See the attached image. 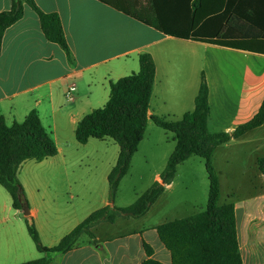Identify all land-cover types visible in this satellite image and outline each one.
<instances>
[{
    "label": "crops",
    "instance_id": "obj_1",
    "mask_svg": "<svg viewBox=\"0 0 264 264\" xmlns=\"http://www.w3.org/2000/svg\"><path fill=\"white\" fill-rule=\"evenodd\" d=\"M14 1L0 0V14L10 11ZM34 2L41 13L59 16L69 52L46 39L39 14L25 6L23 18L0 38V118L11 126L15 122L22 123L30 112L36 110L43 126L55 139L57 156L62 151L61 144L69 147L73 142L72 137L62 142V134L75 136L78 123L103 102L102 93L104 97L108 91L110 94V84L139 71V56L143 53L150 54L156 64L149 117L178 121L192 112L203 76L209 87L211 114L208 129L211 133H233L252 120L264 101V76L252 70L250 59L251 56L264 58V55L222 46L215 40L195 38L205 20L201 12L204 7L194 8V0ZM223 10V4H218L216 12ZM134 11L153 17L158 25L151 26L127 15ZM248 28L245 22L228 20L222 37L230 34V37L243 41ZM216 30V26L210 27L203 36L214 37ZM227 55L234 62L228 63L224 59L222 63L225 64L221 67L218 59ZM254 65L259 66L258 63ZM72 84L81 87V91L68 101L65 94ZM230 104L233 106L229 107ZM45 119L48 126H45ZM263 129L264 125L230 143L250 138V142L261 144L262 138L257 134ZM229 144L219 147L215 154ZM57 156L38 163L54 160ZM259 159L252 163L257 182L252 184L253 189L245 198L238 197L234 204L243 264H264V175L258 168ZM28 162L31 161L20 167L18 179ZM63 165H68L67 160ZM58 176L37 177V186L44 189V197L51 186L54 187L53 181ZM160 177L157 175L155 182L162 183ZM172 187L173 182L166 186V190ZM85 189L83 186L82 191ZM69 190L75 189L70 185ZM77 193L81 195V192ZM107 206L111 207L110 202ZM55 207L56 217L37 207L30 211L41 242L47 248L57 246L91 215L85 213L83 204L78 212L74 206L69 211ZM104 224L107 223L94 228V240L85 236L70 252L51 254L35 251L26 236L27 229L22 225L18 228L0 222V264H24L41 258L51 260V264H142L149 258L144 243L151 248L152 259L172 264L171 254L156 231L161 224L142 225L125 233L99 236V228Z\"/></svg>",
    "mask_w": 264,
    "mask_h": 264
},
{
    "label": "trees",
    "instance_id": "obj_2",
    "mask_svg": "<svg viewBox=\"0 0 264 264\" xmlns=\"http://www.w3.org/2000/svg\"><path fill=\"white\" fill-rule=\"evenodd\" d=\"M218 4H223L222 12H216ZM25 6L39 14L46 39L69 52L59 16L41 13L34 0H15L10 11L0 14V38L9 27L23 18ZM193 7H204L201 12L205 20L202 28L197 30L195 38L210 42L215 40V43L222 46L264 55V0H194ZM127 15L151 26L158 25L153 17L142 12L134 11ZM232 19L236 22H245L249 27L243 41L230 37L232 36L230 34L222 37L225 23ZM213 26L217 28L215 36L204 37L206 29ZM155 77L156 64L153 57L148 53L141 54L139 71L110 84L107 103L104 107L93 110L78 123L75 138L81 145L92 139H111L118 145L117 164L108 176L113 199L121 180L130 169L133 157L145 139L149 121L153 122L157 127L173 133L176 142L175 149L160 177L162 183L155 182L127 208L107 206L95 211L53 248L43 246L33 218L26 217L29 236L38 252L66 254L76 248L83 237L87 236L94 240L93 230L102 223L115 224L119 218L137 219L145 216L163 195L166 186L174 181L177 168L191 157L197 156L205 161L209 176L207 208L193 216L159 225L156 227L159 239L170 252L172 264H243L237 235L235 205L220 204L221 186L213 158L219 147L238 140L264 125V101L252 120L239 126L233 133H211L208 129L211 114L209 87L205 77H202L194 110L176 122L158 116L149 117ZM57 155L55 139L43 126L36 110L30 112L22 123L15 122L11 126L6 124L3 117L0 118V186L9 193L14 210L23 212L24 208L29 206L18 179V171L23 163L42 162ZM258 168L264 175V157L258 160ZM144 248L149 258L142 264H163L151 258L152 250L146 243ZM24 264H51V260L41 258Z\"/></svg>",
    "mask_w": 264,
    "mask_h": 264
},
{
    "label": "rangeland",
    "instance_id": "obj_3",
    "mask_svg": "<svg viewBox=\"0 0 264 264\" xmlns=\"http://www.w3.org/2000/svg\"><path fill=\"white\" fill-rule=\"evenodd\" d=\"M224 59L228 63L234 62L229 55L219 57L221 67L225 64L222 63ZM250 59L252 70L256 74L264 76V58L251 56ZM241 61L243 62V59ZM247 62L248 59L246 64H248ZM254 63H258L259 66L256 67ZM101 97L103 102L98 103L96 109L105 106L104 98H107L108 101L109 91L106 97L103 93ZM232 106L229 105V107ZM166 120L176 122L175 120ZM47 124L45 119V126H48ZM258 133L257 136L262 138L261 144L250 142V138H246L242 142L228 143L230 146L222 148L214 154L213 165L221 186L220 204H236L237 198H245L253 189L252 184L257 182L252 163L257 158L264 157V129ZM67 137H72L73 142L69 144V147L66 144H61L62 151L57 158L43 164L35 161L28 162L20 171L19 181L27 197L30 211L33 207H37L42 212L44 210L49 211L56 217L57 208L55 206H60L67 211L70 210L71 206H74L78 212L80 205L83 204L86 214H92L104 208L108 202H110L111 207L127 208L151 188L157 175H162L176 146L173 133L167 132L151 122L145 139L133 157L127 175L121 180L117 194L112 199L108 176L117 164L118 145L111 139H92L88 145H80L75 136H70L68 133L62 134V142H66L65 138ZM66 160L68 165L64 166ZM55 175H59L57 179L52 180L55 185L54 187L51 186V190L47 191L49 193L44 197V189L37 186V177L42 179L51 178ZM70 185L73 186L74 191L69 190ZM83 186L86 187L84 192L82 191ZM209 187L205 161L193 156L177 168L173 187L170 190H165L145 216L137 219L119 218L115 225L104 224L103 227L100 226L99 231L97 230L98 235L121 234L137 226L163 224L193 216L206 210ZM54 191H56L55 194ZM77 192H81V195ZM60 216L63 217L64 214H60ZM55 221L58 222V220ZM0 222L5 223L6 226L16 225L18 228L19 225H22L27 229L26 216L23 212H15L9 193L1 186ZM26 236L37 251L29 237L28 230Z\"/></svg>",
    "mask_w": 264,
    "mask_h": 264
},
{
    "label": "built area",
    "instance_id": "obj_4",
    "mask_svg": "<svg viewBox=\"0 0 264 264\" xmlns=\"http://www.w3.org/2000/svg\"><path fill=\"white\" fill-rule=\"evenodd\" d=\"M79 91H81V87L75 84L70 85L68 89L66 90V94H65L66 99L68 101H72L74 99V94Z\"/></svg>",
    "mask_w": 264,
    "mask_h": 264
},
{
    "label": "water",
    "instance_id": "obj_5",
    "mask_svg": "<svg viewBox=\"0 0 264 264\" xmlns=\"http://www.w3.org/2000/svg\"><path fill=\"white\" fill-rule=\"evenodd\" d=\"M23 213L26 217L30 216V209L29 207H25L24 210H23Z\"/></svg>",
    "mask_w": 264,
    "mask_h": 264
}]
</instances>
